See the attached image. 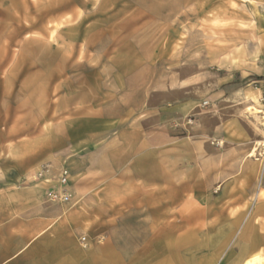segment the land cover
I'll use <instances>...</instances> for the list:
<instances>
[{
	"label": "rangeland",
	"instance_id": "obj_1",
	"mask_svg": "<svg viewBox=\"0 0 264 264\" xmlns=\"http://www.w3.org/2000/svg\"><path fill=\"white\" fill-rule=\"evenodd\" d=\"M208 68L224 99L175 89ZM263 95L264 0H0L4 160L48 187L28 219L0 205V264L264 258Z\"/></svg>",
	"mask_w": 264,
	"mask_h": 264
},
{
	"label": "crops",
	"instance_id": "obj_2",
	"mask_svg": "<svg viewBox=\"0 0 264 264\" xmlns=\"http://www.w3.org/2000/svg\"><path fill=\"white\" fill-rule=\"evenodd\" d=\"M206 81L203 82L197 79V75L186 77L183 79H177L176 81V88L178 90H185V89H196L198 85L204 84L209 86V90H212L208 99L211 101H217L219 99H224L225 96H227L226 92L224 91H217L220 90L222 87H224L227 82L224 81L220 76L216 77L214 76V70L211 68H208L206 71ZM175 80H173L172 83H174ZM212 87V88H211ZM225 90V89H224ZM208 103V102H207ZM209 104V103H208ZM192 102H180L177 104H173L170 107V110L178 115L186 114L188 111L193 109ZM139 110H145L146 107L145 104L139 106ZM3 134L0 133V205L2 206L3 201H5L6 204V213H9V217L5 218L7 220H13L20 218V206L22 208H26L24 211V215L21 216L25 217V219H28L29 210L37 205H39L42 198H44V195L46 191L48 190L47 185L42 181L38 184H36L34 187H27V188H19L15 184V180L17 179L14 176V172L17 171L16 166L11 162L8 163L10 160L6 158L4 160V149H3ZM6 150V149H5ZM8 157V156H7ZM33 159L27 161L26 163V169L25 171L30 172L31 168H33ZM6 174V175H4ZM70 191V190H69ZM24 210V209H23ZM0 214H2V211L0 210ZM51 217V211L50 209H42V217L39 219H42L43 221L50 220ZM49 228V226L47 227ZM28 243V242H27ZM247 252V253H246ZM254 252H259L260 250L256 245H253L249 250H245L242 252L240 261L241 264H244L245 261L253 254ZM108 259L112 260L113 255H106ZM244 262V263H243Z\"/></svg>",
	"mask_w": 264,
	"mask_h": 264
},
{
	"label": "built area",
	"instance_id": "obj_3",
	"mask_svg": "<svg viewBox=\"0 0 264 264\" xmlns=\"http://www.w3.org/2000/svg\"><path fill=\"white\" fill-rule=\"evenodd\" d=\"M264 100V95H263ZM69 183V174L67 170L62 169L58 173L56 187L47 193L51 202H68L71 200V193L67 189Z\"/></svg>",
	"mask_w": 264,
	"mask_h": 264
},
{
	"label": "bare ground",
	"instance_id": "obj_4",
	"mask_svg": "<svg viewBox=\"0 0 264 264\" xmlns=\"http://www.w3.org/2000/svg\"><path fill=\"white\" fill-rule=\"evenodd\" d=\"M256 111V110H255ZM257 114L261 113V111L257 110ZM247 253V252H246ZM242 257V256H241ZM243 258V257H242ZM264 258H261V255L259 252H254L251 254V256L245 261L244 264H264V261L262 260Z\"/></svg>",
	"mask_w": 264,
	"mask_h": 264
}]
</instances>
